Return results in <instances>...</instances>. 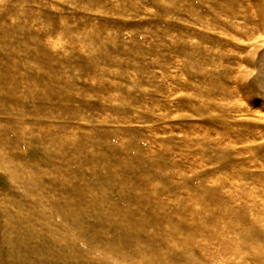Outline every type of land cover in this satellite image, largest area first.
Instances as JSON below:
<instances>
[{
    "label": "rangeland",
    "instance_id": "1",
    "mask_svg": "<svg viewBox=\"0 0 264 264\" xmlns=\"http://www.w3.org/2000/svg\"><path fill=\"white\" fill-rule=\"evenodd\" d=\"M263 113L264 0H0V264H264Z\"/></svg>",
    "mask_w": 264,
    "mask_h": 264
},
{
    "label": "bare ground",
    "instance_id": "2",
    "mask_svg": "<svg viewBox=\"0 0 264 264\" xmlns=\"http://www.w3.org/2000/svg\"><path fill=\"white\" fill-rule=\"evenodd\" d=\"M239 43V42H238ZM210 57V56H209ZM196 66V65H195ZM205 66V65H204ZM219 76V75H218ZM219 79V78H218ZM179 93H180V91H179ZM190 95V94H189ZM188 96V95H187ZM264 114V113H263ZM262 129V128H261ZM258 130H260V129H258ZM260 132V131H259ZM171 158V157H170ZM220 174V173H219ZM238 176V175H237ZM210 177V176H209ZM150 184V183H149ZM240 198V197H239ZM260 208V207H259ZM261 209V208H260ZM217 211V210H216ZM196 212V211H195ZM210 216V215H209ZM221 218V217H220ZM222 219H223V217H222ZM218 220V219H217ZM221 220V219H220ZM232 220V219H231ZM259 221V220H258ZM211 222V221H210ZM221 222V221H220ZM229 222V221H228ZM233 223V222H232ZM210 225H211V223H210ZM213 225V224H212ZM215 225V224H214ZM220 225V224H219ZM218 225V226H219ZM228 225V224H227ZM230 225V224H229ZM201 227H203V226H201ZM209 227H211V226H209ZM215 227V226H214ZM213 227V228H214ZM225 227V226H224ZM224 229V228H223ZM215 230V229H214ZM222 232V231H221ZM212 235L213 234H215V233H211ZM222 234V233H221ZM220 234V235H221ZM208 235V234H207ZM219 237V236H218ZM222 237H223V234H222ZM221 238V237H220ZM219 238V239H220ZM208 240V239H207ZM224 240H225V242L227 241L228 243H230L231 242V244H230V249L231 250H233V251H235V252H238V251H240L241 250V248L243 247V245H244V243H242L243 242V240L242 239H239V241L236 243H234V244H232V242H233V240L228 236V234H225V236H224ZM181 241V240H180ZM183 241V240H182ZM223 242V241H222ZM167 243V242H166ZM247 245V244H246ZM245 245V246H246ZM250 246V245H249ZM254 246V245H253ZM246 249V248H245ZM252 250V249H251ZM244 252V251H243ZM202 253L204 254V252L202 251ZM253 253V252H252ZM229 253H228V251H226L225 250V253H223V255L221 256V258L223 259V257L226 255V257H227V255H228ZM214 255V254H213ZM204 256V255H203ZM232 256H234V255H232ZM199 257H202L201 255L199 256ZM206 257V259H208V260H210L211 261V256H205ZM216 257V256H215ZM218 257V256H217ZM231 257V256H230ZM229 257V258H230ZM232 258V257H231ZM230 258V259H231ZM216 260V259H215ZM219 260V259H218ZM184 261V260H183ZM215 262V261H214ZM227 262H228V260H227ZM247 262V261H246ZM220 263V262H219ZM222 263H223V261H222ZM222 263H220V264H222ZM185 264V263H184ZM210 264V263H209Z\"/></svg>",
    "mask_w": 264,
    "mask_h": 264
}]
</instances>
